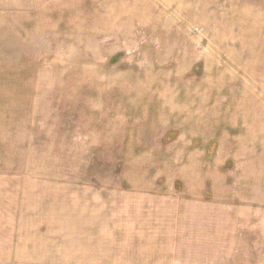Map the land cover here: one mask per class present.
I'll return each instance as SVG.
<instances>
[{"label":"rangeland","instance_id":"1","mask_svg":"<svg viewBox=\"0 0 264 264\" xmlns=\"http://www.w3.org/2000/svg\"><path fill=\"white\" fill-rule=\"evenodd\" d=\"M0 264H264V0H0Z\"/></svg>","mask_w":264,"mask_h":264}]
</instances>
